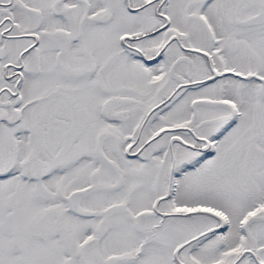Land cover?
<instances>
[{
	"label": "snow or ice",
	"instance_id": "6c2138e0",
	"mask_svg": "<svg viewBox=\"0 0 264 264\" xmlns=\"http://www.w3.org/2000/svg\"><path fill=\"white\" fill-rule=\"evenodd\" d=\"M0 264H264V0H0Z\"/></svg>",
	"mask_w": 264,
	"mask_h": 264
}]
</instances>
